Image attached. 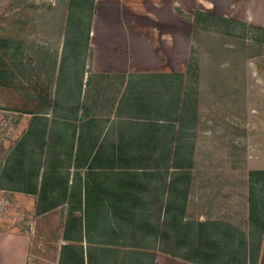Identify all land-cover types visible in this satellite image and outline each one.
Masks as SVG:
<instances>
[{"label":"rangeland","instance_id":"rangeland-1","mask_svg":"<svg viewBox=\"0 0 264 264\" xmlns=\"http://www.w3.org/2000/svg\"><path fill=\"white\" fill-rule=\"evenodd\" d=\"M84 1L0 0V38L7 40L0 42L5 47L0 50V169L7 165L8 153L18 140L27 135L29 128L33 125L41 126L38 119L40 113L49 112L48 121L58 122L51 124L53 129L51 135L46 136L47 146L43 152L40 142L37 143V134L24 142L26 148L28 146V154L23 158L16 157L18 160L15 156L9 158L11 167L22 170L25 176L39 168L40 176L35 191L37 195L0 189V231L20 232L29 238L27 264H58L60 259L81 264V258L84 264H101L97 248L104 246L102 241L106 242L110 238L113 240V235H120L126 230V218L115 211L117 200L112 199L115 191L111 179L102 178V186L99 184L97 190L93 186L95 190L90 189L88 195H85L92 196L89 225L93 226L90 228L84 223L86 214L83 210L87 202L83 201V209H79L78 196L71 193L66 196L59 192L68 174L72 172L68 161H62L64 155L60 151L66 155L72 147V129L69 124L71 121L75 124L76 119L70 112L57 110L55 114L53 110L48 111L47 106L59 100L65 103H75L78 99L91 100L94 103L92 106H96L95 111L104 120H111V116L118 113V98L123 94L126 100V95L135 88L130 87L134 81L139 84L137 90L149 89L141 84L143 79H138L135 71L154 69L157 67L154 65L160 63L159 59L152 63L148 61L149 57L138 58L135 54L128 57L127 48L132 42L123 39L135 27L129 24L132 22L130 20L150 16L153 5L146 0H91L86 4ZM204 6H207L206 2ZM204 6L202 8L205 11H201L198 6L176 10L185 22L190 23L185 26L188 33V44L184 51L186 75L183 77L172 71L173 75L167 81L169 85L172 82V88L167 86L172 92L168 95L180 92V84L188 85L184 90V105L188 108L194 100L201 99L204 102L202 111L207 112L206 124L210 122L208 125L215 129L218 138L226 129V142L230 144L226 146V154L233 167L243 166L244 162L264 167V31L234 20L231 15L218 17ZM92 21L97 24L91 45L88 29ZM118 39L123 40L120 55L111 52L112 44L119 42ZM97 59L100 61L96 62ZM129 59H132L131 62ZM93 63H99L101 67L105 64L109 67L119 66V72L93 73ZM164 80L153 81L156 84L153 92L162 89L159 84ZM86 101L81 104H86ZM209 107L213 110L208 111ZM23 109L29 113L18 112ZM124 110L126 112L123 111V115L128 113V106ZM213 111L214 121L208 115V112ZM62 115L66 120L58 119ZM106 135L105 142L99 146L95 155L97 159L100 156L99 160L110 161L112 155L102 149L110 146L109 130ZM54 145L56 149H53ZM168 149L167 157L170 160L171 149ZM41 156L42 161L39 163ZM49 170L53 173L45 177ZM233 170L240 172L241 176L245 175L242 167ZM43 193L47 200L54 197L52 200L57 203L47 212L38 214V198ZM94 208L99 211L96 212ZM107 214L106 223L102 217ZM76 216H81V226L74 220ZM108 222L113 230L108 229L106 233ZM86 228L90 229L92 243L86 240ZM148 238L149 246L153 244V236ZM182 238L185 239L186 234L183 233ZM119 241L122 244H133L135 240L122 237ZM168 243L172 244L170 241ZM223 245L229 243L223 242ZM253 248L256 249L255 245L249 249L250 264H264V248L258 256L259 250ZM147 250L163 251L161 247H147ZM166 251L187 259L203 254V250L187 248L185 244L182 248ZM213 252L227 254H221L218 258L221 264H241L240 261L247 256L243 249L218 247ZM149 259L151 257L146 258L147 261Z\"/></svg>","mask_w":264,"mask_h":264},{"label":"crops","instance_id":"crops-1","mask_svg":"<svg viewBox=\"0 0 264 264\" xmlns=\"http://www.w3.org/2000/svg\"><path fill=\"white\" fill-rule=\"evenodd\" d=\"M146 1L153 5L151 15L131 19L129 24L135 27L123 40L132 42L128 44V57L131 54L138 58L149 57L148 61L152 63L159 59L160 63L155 64L154 69L135 71L136 77L143 79L141 84L149 89L137 90V81L133 86L129 85L135 88L126 95V100L121 94L116 105L118 113L112 115L111 120H104L95 111L96 106H92L91 100H76L78 105L72 114L75 124L72 121L69 124L73 143L69 152L64 149L68 152L67 164L72 172L59 192L78 196L82 204H85L83 201L92 203V196L85 195L90 189L97 190L99 184L102 186V178L111 179L115 191L112 199L117 200L115 211L124 219H135L148 231L145 232L146 248L161 247L163 250L154 252V264H221L218 258L227 254L213 252L218 247L243 249L247 256L240 262L250 264L249 249L255 245L258 256L264 248V167L248 162L233 167L226 154V146L230 145L226 142V129L218 138L215 129L208 125L210 122L206 124L207 112L202 111L204 102L197 98L190 108H186L183 97L188 85L180 84V92L168 95L172 90L167 86L172 82L169 85L167 81L173 75L172 71L183 77L186 75L184 51L188 33L185 26L190 23L177 14V9L198 6L205 11L202 6L206 2L204 7L218 17L231 15L243 24L264 29V0ZM96 24L92 21L90 26L91 45ZM118 40L111 48V52L117 55L122 53L123 45V40ZM117 69L119 66L116 65H91L93 73L119 72ZM158 79H165L159 84L162 89L153 92L156 86L153 81ZM84 101L86 104H81ZM125 106H128V113L123 115ZM209 110L213 109L209 107ZM208 115L215 120L214 111ZM108 130L111 133L110 146L102 149L112 157L110 161H103L99 160L100 156L97 159L95 153L105 142ZM56 147L54 145L53 149ZM169 147L170 160L167 157ZM241 167L245 171L242 176L233 170ZM35 191L31 194L37 195ZM41 196H45L44 193ZM169 233H175V236H168ZM149 236H153V244L148 246ZM223 242L229 245H223ZM183 244L187 248L203 250V254L187 259L166 251L182 248ZM28 257V237L20 232L0 231V264H27Z\"/></svg>","mask_w":264,"mask_h":264},{"label":"trees","instance_id":"trees-1","mask_svg":"<svg viewBox=\"0 0 264 264\" xmlns=\"http://www.w3.org/2000/svg\"><path fill=\"white\" fill-rule=\"evenodd\" d=\"M89 1L91 2V0H85L84 2L86 4ZM88 10H90V6ZM90 13H91V10H90ZM90 18L91 17L89 16L88 23H90ZM88 30L90 31V24H89ZM257 30H261L262 32L264 31V29H258V28ZM4 41H7V40L4 38H0L1 43ZM1 43H0V50L5 48ZM85 45L87 46V39H86ZM75 105H78V104L72 103V102L65 103L62 100H59V102L54 101V103L53 102L49 103L47 108H48V111L53 110L55 114H57V110H58L59 112H63V111L70 112L72 116V114L74 113ZM18 112L29 113L28 111H24V109ZM48 113L47 112L40 113V115L38 116L39 117L38 119H39V122L41 123V126H36V125L31 126L28 130L27 135L23 136L20 140H18V142H16L15 145H13L12 149L7 155L8 157L5 163L7 165H4L0 169V189L6 190V191H12V192L18 191V192H27V193H32L35 191L36 183L38 181V177L40 176L39 168L36 169V172L28 176H25L22 170L20 171L15 170V166L11 167L9 158L10 156L12 157L15 156V159L18 160L17 158H20V157L23 158V156H25L26 153L28 154V146L26 148V145L24 144V142L26 139L30 137L31 138L36 137L35 135L37 134H38L37 143L40 142V149H42V152L44 151L45 147L47 146L46 136L51 135L50 131L53 129V127H51V124H58V122L56 121H53V122L48 121V118H49ZM58 119L66 120V118L63 115L61 116V118L59 117ZM30 154H31V151H30ZM66 157L67 156L64 153V158L62 160L63 162L67 161ZM29 159L31 160L30 156H29ZM41 161H42V156L39 159V163ZM76 161L78 160L76 159ZM18 163H20V161ZM48 173L52 174L53 172H50V170L47 171L45 173V177L48 175ZM17 178H19L20 180L19 183H17ZM52 199H54V197L52 198L49 197V200H47V196H39L38 203H37L38 214H43L44 212H47L51 208L55 207L57 202H55ZM77 203H78V208L83 209L80 198H78ZM92 207H93L92 203L87 202V205L85 206L83 210V212L86 214L84 216L85 217L84 223L86 227L93 226V225H89L90 217H91L90 211L92 210ZM96 210H97L96 212L99 211L98 208H96ZM104 211H107V210L105 209ZM107 218H108V214L102 217V221L107 223ZM74 220L78 223L79 226L82 225L81 216H78V217L76 216ZM126 223H128V225H126V230L124 231V233L121 232L120 235L119 234L113 235L114 237L113 240H110L111 239L110 238L106 242L102 241L104 246L97 248V253L99 254L97 256L98 257L100 256L102 259L100 263L101 264H154V251L147 250L146 244H145L146 243V233L148 231L147 230L145 231L143 226L139 224L138 222H136L135 219L133 218H126ZM108 229L113 230V226H111V223L109 222H108V228H105V230L107 231L106 233H108ZM89 230H87L86 228V232H85L86 240L87 242L92 243V240L90 238L91 232ZM110 232H113V231L110 230ZM122 237L123 238L129 237L131 239H134L135 241L133 244H129L128 242L122 244V241H119V238H122ZM65 238H67V236ZM147 257H151V259L147 261L146 260ZM80 261H81V264H84L83 258H81ZM59 263L67 264L68 262L60 259ZM69 264H73V263L69 262Z\"/></svg>","mask_w":264,"mask_h":264}]
</instances>
